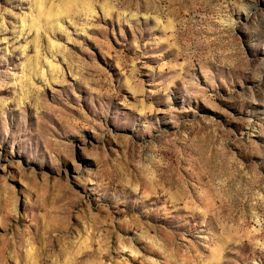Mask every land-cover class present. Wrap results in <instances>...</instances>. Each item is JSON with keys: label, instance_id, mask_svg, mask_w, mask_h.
Segmentation results:
<instances>
[{"label": "rangeland", "instance_id": "obj_1", "mask_svg": "<svg viewBox=\"0 0 264 264\" xmlns=\"http://www.w3.org/2000/svg\"><path fill=\"white\" fill-rule=\"evenodd\" d=\"M0 264H264V0H0Z\"/></svg>", "mask_w": 264, "mask_h": 264}]
</instances>
